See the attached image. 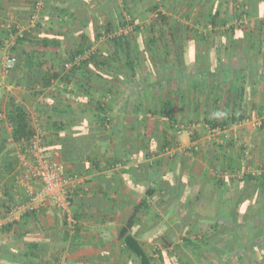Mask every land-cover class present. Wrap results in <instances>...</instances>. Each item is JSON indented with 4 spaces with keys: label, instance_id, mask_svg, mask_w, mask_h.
<instances>
[{
    "label": "trees",
    "instance_id": "obj_1",
    "mask_svg": "<svg viewBox=\"0 0 264 264\" xmlns=\"http://www.w3.org/2000/svg\"><path fill=\"white\" fill-rule=\"evenodd\" d=\"M12 1L29 6H25L24 10L20 8L22 11L17 13L21 15L20 21L27 19L26 25H29L34 14L35 0ZM146 2L147 0H45L44 11L41 15L46 16L47 19L44 23L49 24L51 29H44L45 27L41 26V21H37L33 30L28 34L25 33L23 38H17L10 49L17 58L16 68L22 61L24 68L28 71L29 78L26 87L32 94L39 95L40 92L35 91L37 85L43 89L54 88L53 91L57 94V96L45 95L43 100L38 103L37 109L43 115H47V119H50L51 114H62L69 117L67 122L69 130L65 129L63 122L52 125L48 123L41 129L43 147L49 151L50 149L58 150L57 161L63 166L64 172L68 174L83 176L81 164L85 161L87 171L100 169L99 163L93 157L95 151L91 148L96 147L99 139L106 133V129L109 128L111 139L115 141L122 139L121 131L113 127L109 109L114 83H118L120 71L123 70L122 73L125 72L135 79L139 75L137 68L140 70L144 68L147 70V74H151L154 71L152 68H155V71L158 70V79L162 80L172 78L164 72L167 69L170 74L173 69L178 78L184 73V70L191 69V66L194 67L196 74L203 72L224 74L226 78L229 75H244L246 71L254 73L253 68L249 67L244 71L233 72L229 66L228 68L222 66V63L215 58L226 50L224 48L226 45H223L226 39L234 41L241 39L243 35L244 37L248 34L251 36L252 28L260 36H263L261 39H264L262 30L264 20L260 21V18L264 16V0H157L148 2V5L145 6ZM148 19L150 20L149 24L145 27L144 21L146 22ZM52 21L65 28L61 38L67 41L68 46L76 43L75 48H67V55L63 59L64 63L60 64L54 58L58 54V48H62L64 44L60 35L48 36V33L53 31ZM72 22H78L77 26L71 27L68 23ZM259 25L262 26L261 30H258ZM11 26V31L15 32L14 28L18 25ZM88 26L92 28L93 41L103 38L101 43L106 49L104 55L100 52L98 54L93 52L88 57H84L90 48L88 43L91 31L87 29ZM126 28H130L129 34L120 33V30ZM204 28L208 30L209 34H214L212 41L206 34L200 32ZM255 41V39L253 41L250 39L247 45L248 50L252 53L256 51ZM24 42H30L33 47L25 59L21 54L23 51L19 49L20 44ZM34 45L44 50H48V48H55V50L45 51L39 56L38 48L35 49ZM203 48L205 49L204 53ZM46 54L48 55L45 57ZM49 57L53 61L46 59ZM158 60L162 63V71L155 66ZM67 64H70V67L66 68ZM103 67L107 69L106 73L101 72ZM236 77L235 84L238 79ZM53 82H57L58 85L62 84V87H52ZM71 85L72 89H67ZM90 85L94 86V90H89L86 93L87 88L90 89ZM142 85L145 88L144 82ZM239 86L241 85L239 84ZM244 90L241 87L234 90L236 105L231 111L227 110L228 108L223 109L225 112H216L217 115L212 114L213 116L208 120V131L216 128L229 130L228 138H225L222 133L211 137L213 141L210 143L213 155V159L209 161V166L212 169L211 176L197 177L189 174L181 177V180L178 181L176 176L169 173L164 185L157 183V180L150 175L144 182L128 180L127 183L133 188L144 187L148 182L152 186L144 188L143 199L132 210L117 235V238L122 242V252L126 254L127 264H167L169 255L173 257L170 260L171 264H195L189 253L200 258L199 262H206V264L212 262L225 264V260L220 258L226 257V253H232L238 264L247 262L252 264L256 262L257 255L263 256L261 253L264 250V163L256 168L245 165L248 154L251 155V149L230 132V127L234 123L240 124L246 119V114L241 109ZM146 94L148 93L144 92L142 100L146 101L147 112L153 116L166 118L170 125L169 129L174 132L178 131L184 114L173 111L172 103L175 99L169 97L160 99L158 107L154 109V99ZM83 95L84 97H81ZM108 95L111 100H107L106 96ZM229 97L230 95L225 97V103L227 101L229 103ZM87 100L94 102L93 117L97 127L94 130L85 131L79 129L78 124L88 120L86 113L88 109L85 107L86 102H89ZM131 100L134 101V97L124 99L125 106H131L134 103H131ZM72 103L81 105L85 109L69 111L72 108L70 105ZM70 116L72 117L70 118ZM199 118V113L192 111L187 117V123L199 120ZM6 121L11 126L12 145L22 146L21 142L30 140L36 130L31 124L27 109L21 104H9ZM259 128L260 130L264 129V120ZM4 130L6 129L0 131L2 135L0 169L5 173H11L18 160L17 158L12 159L11 156L8 160L2 154L8 149V143L3 136ZM137 132L141 134V131ZM144 132L151 134L152 131L147 129ZM144 135L145 133L141 134V136ZM136 136L129 140L135 143L136 140L138 141L139 134ZM189 136L192 141H197L200 138L198 134L191 132ZM176 140L172 135L164 138L161 147L162 153L165 154L168 151V154L174 148L177 149L179 145ZM11 144L10 146H12ZM195 147L196 149L193 148L190 151L192 155H198L202 151L200 145ZM121 149L122 151H114L115 160L119 162L127 159L131 154L124 147ZM232 151L235 152L232 153ZM168 159H170L169 155H164V159H159L155 165L163 168ZM238 161H240V166ZM237 166H239L237 168L239 170H235ZM158 173H161V170ZM1 186L4 199L2 201L14 204L15 196L21 191L12 185L3 184ZM194 186L198 188H196L197 192L194 198H191L189 192ZM223 191L228 193L227 199H224L220 205L213 203L214 196L220 195ZM74 196L78 197L77 190L73 194L72 204L75 200ZM155 197H161L162 202L167 205L177 200L179 205L177 216H180V221L174 227L165 230L156 241L158 245H161L160 247H157L158 245L152 247L150 243L142 241V235H138V231L134 230L137 221L141 218L139 209L147 207L145 204L147 198ZM251 202L259 203L260 208L248 210L246 204ZM7 204L2 203L4 209L7 208ZM109 212L117 213L114 209ZM182 213H185L184 217H181ZM38 214L27 213L22 218L37 219ZM73 216L77 221V217L74 214ZM202 221L211 223L210 233L200 234V228L204 226ZM16 223L5 225L4 228H1V232L8 231ZM63 225L66 227L64 222ZM75 228L78 229V227ZM232 230H234L233 237H226L225 235ZM67 231L65 232L68 233ZM65 232L59 234L61 241L64 240ZM34 233L37 232L22 234L23 239L20 237L18 240L22 248L19 245L0 243V253L8 257L13 264H45L43 247L51 248L50 242L44 241L43 233L42 235H34ZM257 233H260L259 238L254 237ZM183 234L185 235L183 236ZM39 236L42 237L39 238ZM62 243L64 244V242ZM61 246V244L53 245V249L61 248ZM56 259L51 260L48 264H55Z\"/></svg>",
    "mask_w": 264,
    "mask_h": 264
},
{
    "label": "crops",
    "instance_id": "obj_2",
    "mask_svg": "<svg viewBox=\"0 0 264 264\" xmlns=\"http://www.w3.org/2000/svg\"><path fill=\"white\" fill-rule=\"evenodd\" d=\"M25 6L29 7L26 4H21L20 2L12 0H0V57L6 54L7 48H9L5 47V40L8 36V31L11 30V25L16 24L19 28L20 24L21 26H29L26 25L27 19L21 22L19 18L21 15L17 14L20 13L22 9L24 10ZM43 17L46 21V16L43 15ZM263 20L264 16L260 18V21ZM56 23L52 21L54 25L52 27L53 31L49 32L48 36L60 35V39H62L61 37L65 28ZM45 24L46 23H44V25ZM47 26H49V24H47ZM261 27L262 26L259 25L258 30H261ZM262 30L264 31V27H262ZM56 32L59 33L57 34ZM261 37L263 36H260L259 33L252 28L251 36L248 34V36L245 37L243 35L241 39H235L234 41L227 40L223 44L226 45L224 46L226 50L220 53L219 57L216 56L215 58V60L222 63V66L224 65L226 68L229 66L230 70L233 72L244 71L248 67L253 68L254 73L252 74L246 71L244 75H229L226 78L224 74L218 75L216 73L210 74L206 72L196 74L194 73L195 70L192 71L191 66V69L188 68L184 70V73L178 78L174 75L171 79L167 78L162 80L158 79V70L155 71V68H152L155 72L152 71L151 74H147V70L144 68L143 70L137 69L139 75H137L135 79L125 74V72L122 73L123 70L120 71L119 73L121 76H118V83H114L113 95L111 94L112 100L109 97L110 95L106 96V98L111 100L109 102V109L113 127L117 130L119 129L123 137L120 139L121 141L117 140L118 143L109 136V128L106 129V133L99 139L96 147L91 148L95 151L93 157L99 163L100 169L87 171L86 161L81 164L85 183L80 185L77 189L79 198L75 197V195V200L72 204L73 214L78 219L76 226L78 229L76 232L67 231L66 227L63 225V220L59 212L52 205L46 203L45 208L37 215V219L23 217L8 231L1 232L2 229L0 228V243L19 245V247L22 248L18 240H20V237L23 239V233L36 231L37 233H34V235H42L43 232L40 230H43L44 232L46 231L43 233V239L46 243L50 242L49 246H51V248L43 247V251L45 252L43 261L45 264L50 263L51 260L56 259L58 256L64 257L67 264H127L126 254L122 252V242L117 238V235L132 213V210L137 207L139 201L143 199L144 188L152 186V184L148 182L144 187L137 186L133 188L127 183L128 180H142L144 182L150 175L157 180V183H162L164 185L166 184V178L169 177V173L176 176L178 181L181 180V177L188 176L189 174L197 177L204 175L206 177L211 176L212 169L209 166V161L213 159L210 146V143H213L211 140L213 136L207 130L209 126L208 120L213 116L212 114L217 115L216 112L224 111L226 108H228L227 110L229 111L233 109L236 105L234 102L236 98L234 90L237 89V87L245 89L241 109L243 113L246 114V120L248 117L257 118L262 120L263 123L264 39H261ZM250 39L251 41H253V39L256 40L254 42L256 47L254 53L248 50L247 45ZM62 41L63 44L66 42L63 39ZM64 46L65 45H63L62 48H58V54L54 58L59 64L63 62L64 59L61 53V50L63 51L65 49ZM19 47L20 51H23L21 54L24 56V59L31 53V49L33 48L30 42H24L20 44ZM34 48H38L37 54L39 56L45 51L50 50L52 52L55 50V48L44 50L43 48L35 47V45ZM10 49L11 48H9V51ZM203 50L205 49L203 48ZM87 51L89 52V50ZM90 54L89 52L88 55ZM47 55L48 54L44 56L46 57ZM88 55H84V57H88ZM46 59L53 61L50 57ZM155 66L162 71L163 66L159 60L156 62ZM67 67H70V64H67L66 68ZM106 71L107 69L104 67L101 70L103 73H106ZM235 77L238 78L236 84ZM28 78V71L24 68V63L22 61L19 67L15 68L10 74L0 77V131L6 129V136H8L6 139L8 143L7 152L2 153L6 159L10 156L12 159L18 158V147L16 148V145L11 144V126L6 121V112L11 103L21 104L27 109L29 118H31V124L33 121L35 123V129L41 130L43 129L42 127L48 123L52 125L63 122L65 129L69 130L67 125L68 115L51 114L50 119H47V115H43L42 112L37 109L39 106L38 103L43 100L45 95L57 96L56 92L54 93L53 91L54 88L43 89L41 86L37 85L35 90L38 89V92L41 90L45 91L35 96L26 87ZM170 80H172V82H170ZM143 82L145 83V88H143ZM239 84L241 86H239ZM52 87L60 88L62 84L58 85L57 82H53ZM67 89H72V85L68 86ZM89 90L93 91L94 86L90 85V89L88 87L86 93H88ZM81 92H84V90H81ZM144 92L148 93L146 94L147 96L154 99V109L158 107L160 99H164L165 97L174 98L175 100L172 103L173 111L175 113L179 111L184 114V117L180 121V127L190 126L192 121L187 123V117L192 111L199 113L200 121L194 120L193 122L198 121V124L191 129L193 130L192 133L198 134L200 137L197 141H193V145L201 146L202 151L198 155H192L190 151H187L190 147L183 145L186 144L184 137H179L177 131L174 132L169 129L170 125L166 118L153 116L151 113L147 112L146 101L142 100ZM228 95H230L229 103L228 101L225 103V97ZM81 97H84V95ZM127 97H134L135 99L134 101L131 100V103L134 102L131 106H125L124 99H127ZM87 101L89 102H86L85 107L88 109L86 112L88 120L78 124V128L85 131L94 130L97 127V123L93 117L94 102L91 100ZM70 105L72 108H70L69 111H81L85 109V107L78 104L72 103ZM71 117L72 116H70V118ZM137 129L141 131V134L145 133V135L141 136V134L137 132ZM147 129L152 131L151 134L144 132V130ZM185 129L189 130V128ZM230 131H232V135L236 136V139L243 144H247L251 149V155L250 153L248 154L249 156L245 165L256 168L261 163H264V129L260 130L259 127H255L251 121H242L240 124L234 123L230 127ZM138 134V141L136 140V142L133 143V141L129 140ZM169 135L177 139L176 141H178L179 146L177 149L174 148V150L171 151L173 153L169 155L170 159H168L166 166L159 168L155 163L158 162L159 159H164V155H168V151H166L165 154L164 152L162 153L161 147L163 139L167 138ZM1 142L2 135L0 134V145ZM10 144L12 146H10ZM122 147L130 151L131 154L127 159L119 162L115 160L114 151H122ZM50 152L55 158L59 156L58 150L50 149ZM234 152L235 151H232V153ZM235 162L237 161L235 160ZM238 162L240 166V161ZM239 166L235 167V170H239L237 169ZM160 170L161 173H158ZM196 188L198 187L194 186V188L190 190L189 195L191 198H194L197 192ZM228 196V193L223 191L220 195L214 196L212 201L220 205ZM18 197L19 194L15 196V203L18 201ZM2 199L1 196L0 216L4 217L5 214L2 203H7L3 202ZM145 204L147 205L145 209H143V207L139 209L141 218L137 221L134 230H136V232L138 231V235H142V241L152 243L158 241L165 230L179 223L180 216H177L179 205L177 200L167 205L162 202L161 197L147 198ZM259 205V203L251 202L246 204V208L248 210H255L260 208ZM51 209H54V212L53 210L51 211ZM111 209L116 210L117 213L113 214L109 212ZM184 215L185 213H182L181 217H184ZM202 222L204 226L200 228V234L210 233L211 223L208 221ZM64 232L66 235H64V240L61 241L59 234ZM233 234L234 230L225 236L232 238ZM184 235L185 234H183V236ZM259 236L260 233H257L254 237L259 238ZM41 237L42 236H39V238ZM62 242H64V244ZM57 243L62 245L61 248L57 247L58 249H53V245H58ZM221 248L224 249L223 246H221ZM261 254L263 256L257 255L255 257L256 262L252 264H264V260H262L264 259V250ZM190 256H192V254H190ZM220 259L225 260V264H238L236 257L232 253H226V257ZM196 261H194L195 264ZM0 264L13 263L8 257L0 253ZM200 264H202V262ZM211 264L216 263L212 262Z\"/></svg>",
    "mask_w": 264,
    "mask_h": 264
},
{
    "label": "built area",
    "instance_id": "obj_3",
    "mask_svg": "<svg viewBox=\"0 0 264 264\" xmlns=\"http://www.w3.org/2000/svg\"><path fill=\"white\" fill-rule=\"evenodd\" d=\"M44 2L45 0H35L34 14L29 26L15 27V32L8 31V37L5 40L7 47L11 48L17 38H23L25 33H30L37 21H41V26L44 27L45 19L41 15L44 11ZM121 32L126 34L127 30ZM16 66L17 58L14 54L8 52L1 56L0 77L10 74ZM244 121H251L255 127L262 125V120L257 118L248 117ZM177 132L190 134V131L184 127H180ZM209 132L212 136L222 133L225 138H228L229 130L216 128ZM21 144L18 154L21 170L15 177V185L20 188L23 196L19 197L16 203L7 204V208L4 209L5 221L0 224V228L18 222L27 213H39L48 203L59 212L66 229L69 232H75L77 221L73 216L72 199L74 192L85 183L84 177L64 172L63 167L52 153L43 147V132L41 130L36 129L31 139L22 141ZM1 193L2 186L0 187V198ZM55 264H67V262L64 257L58 256Z\"/></svg>",
    "mask_w": 264,
    "mask_h": 264
},
{
    "label": "rangeland",
    "instance_id": "obj_4",
    "mask_svg": "<svg viewBox=\"0 0 264 264\" xmlns=\"http://www.w3.org/2000/svg\"><path fill=\"white\" fill-rule=\"evenodd\" d=\"M151 1H157V0H147V2L145 3V6H147L148 4V2L150 3ZM162 11H165V10H162ZM41 16V15H40ZM149 19L148 20H146V22L144 21V24L143 25H145V27L146 26H148V24H149ZM77 23L78 22H72V23H68V24H70V26L71 27H73V26H77ZM246 24V23H245ZM51 25H53V24H51ZM20 26V28H24V27H26V26H21V24L19 25ZM56 26V25H55ZM247 26H248V24H247ZM44 29H51V27H49V26H47V23L44 25ZM89 31H91L90 32V34H89V38H90V41H89V43H88V45H90V48L88 49L89 50V52L90 53H92V52H94V53H103V55L105 54V51H106V49L104 48V45L101 43L102 41H103V38H100L98 41H93V33H92V28H91V26H88V28H87ZM125 30H127V33L126 34H129L131 31H130V28H126V29H124V30H120V31H125ZM60 32V31H59ZM58 32V33H59ZM202 34H206L207 35V37H208V39H210V41H212L213 40V37H214V34L212 33V34H209V32H208V30H206L205 28L204 29H202L201 31H200ZM57 33V32H56ZM57 33V34H58ZM37 35V34H36ZM133 39H135L134 37H133ZM228 39H226V41H227ZM77 41V40H76ZM64 47H65V49L62 51L61 50V53H62V57H64V59H65V57H66V55H67V49L66 48H68V47H70L71 49H73V48H75V46H76V43H75V45H73V44H70V46H68V44H67V41L66 42H64ZM5 47L7 48V45H5ZM7 53L8 52H10V53H12L11 52V50L9 51V48H7V51H6ZM5 52V53H6ZM88 51H86V53H85V56H87L88 55V53H89ZM203 53H204V50H203ZM137 69H139V68H137ZM168 69L167 70H165L164 72L166 73V75L167 76H174V75H176L175 74V72H174V70L172 69L171 70V74L170 73H168ZM192 71H194V67L192 66ZM193 73V72H192ZM118 76H121L120 75V73H119V75ZM170 82H172V80H170ZM48 89V88H47ZM35 91H39L38 89L37 90H35ZM43 91H45V90H43ZM42 90L40 91V93H42L43 92ZM108 100V99H107ZM107 100H106V102H107ZM35 117V116H34ZM31 119V118H30ZM33 120H35V119H33ZM198 121H200V120H198ZM198 121H195V122H193V123H190V126L189 125H187V126H184L185 128H189V130L191 131V133L193 132V130H191V129H193V127H195L197 124H198ZM35 125V123H34V121L32 122V126L33 127H35L34 126ZM39 130V129H38ZM188 130V131H189ZM230 132H232V131H230ZM5 133H6V130H4V134H3V136L5 137V141H6V139L8 138V136H6L5 135ZM178 135H179V137H184V139H185V143L186 144H183V145H186V147H190V149L189 150H187L188 152L189 151H191V149H196V145H193V141L191 140V137L189 136V135H186V133H177ZM214 137V136H213ZM188 139V140H187ZM190 139V140H189ZM210 139V138H209ZM18 147V148H17ZM16 148L18 149V154H19V149H20V146L19 145H16ZM21 150V149H20ZM173 152H169L168 153V155H171ZM175 153V152H174ZM181 153V152H180ZM17 160H18V158H17ZM16 166H15V168H14V170L11 172V173H5V171L4 170H2V169H0V187H1V185H3V184H5V185H7V186H9V185H12V187H15V188H17V186L15 185L16 183H15V177L17 176V174H18V172L21 170V165H20V161H17V164H15ZM13 173V174H12ZM14 185V186H13ZM17 189H19L20 190V188H17ZM19 193V197H21V196H23V194H22V192H18ZM18 197V198H19ZM44 208H45V206H44ZM43 208V209H44ZM47 208V207H46ZM53 210V212H54V209H51V211ZM159 212H163V211H159ZM39 213H41V211L39 212ZM39 215V214H38ZM60 215V214H59ZM22 218V217H21ZM20 218V219H21ZM4 221H5V216L4 217H1L0 216V224H2V223H4ZM20 221V220H19ZM12 240V239H11ZM150 245L152 246V247H155V245H158L157 244V242H152V243H150ZM161 245H158L157 247H160ZM190 255V254H189ZM193 257H194V259H193ZM191 258L194 260V261H196V260H198V262L200 261L199 259H196V257L195 256H191ZM173 259V257H171L170 255L167 257V264L169 263V264H171V262H170V260H172ZM197 262V261H196ZM201 263V262H200ZM200 263H196V264H200ZM202 264H206V262H202Z\"/></svg>",
    "mask_w": 264,
    "mask_h": 264
}]
</instances>
